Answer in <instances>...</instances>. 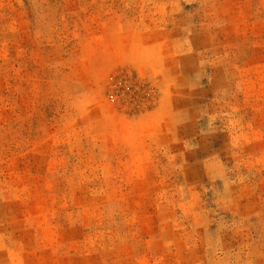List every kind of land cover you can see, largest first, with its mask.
I'll return each instance as SVG.
<instances>
[{
  "label": "rangeland",
  "instance_id": "1",
  "mask_svg": "<svg viewBox=\"0 0 264 264\" xmlns=\"http://www.w3.org/2000/svg\"><path fill=\"white\" fill-rule=\"evenodd\" d=\"M0 264H264V0H0Z\"/></svg>",
  "mask_w": 264,
  "mask_h": 264
}]
</instances>
